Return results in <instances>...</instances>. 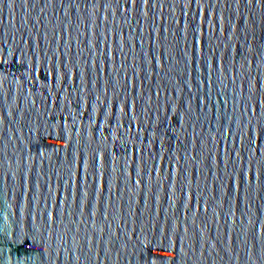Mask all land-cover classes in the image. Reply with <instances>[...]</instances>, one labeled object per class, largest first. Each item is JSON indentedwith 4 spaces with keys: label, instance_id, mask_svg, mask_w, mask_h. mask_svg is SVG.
<instances>
[{
    "label": "water",
    "instance_id": "obj_1",
    "mask_svg": "<svg viewBox=\"0 0 264 264\" xmlns=\"http://www.w3.org/2000/svg\"><path fill=\"white\" fill-rule=\"evenodd\" d=\"M0 264H264V0H0Z\"/></svg>",
    "mask_w": 264,
    "mask_h": 264
}]
</instances>
